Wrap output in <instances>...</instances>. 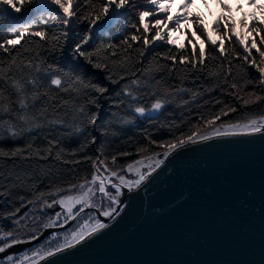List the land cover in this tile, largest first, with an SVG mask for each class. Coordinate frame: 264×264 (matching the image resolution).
I'll use <instances>...</instances> for the list:
<instances>
[{"label":"trees","instance_id":"trees-1","mask_svg":"<svg viewBox=\"0 0 264 264\" xmlns=\"http://www.w3.org/2000/svg\"><path fill=\"white\" fill-rule=\"evenodd\" d=\"M100 2L101 0H92L97 5ZM78 3L76 15L67 25L55 18L56 13L49 16L48 12H44L41 17L34 10L16 14L20 19L27 20L15 25V33L8 31L10 21L0 22V43L25 32L24 39L16 49H10L9 53L0 50V60L5 62L0 66L7 67L11 57L19 53L18 62L24 60L27 63L31 60L42 69L47 65H54L62 73L68 74L62 76L67 82L79 78L85 83L91 82L106 88L102 94L84 90L87 92L84 95L71 89L64 92L51 86L48 95L42 96L35 108L29 109V114L38 112L46 103L55 106V113L49 107L47 119L41 118L39 121L42 126L32 127L31 130H28L30 125L22 124L14 113H0V123L8 121L13 125L11 129L8 124L0 126V148L8 152L18 148L22 151V155L16 157H0V247L5 244L11 247L15 244L12 243L13 240L16 243L27 242L42 235L45 225L53 220L51 210L43 207L45 201L54 198L48 194L60 189L56 196L62 195L69 192L70 185L90 180L94 172L93 159H105V164L111 170L124 169L140 156L160 152L167 142L185 138L205 126L206 121L215 117L225 105L236 108V111L225 109L227 114L220 116L218 124L235 123L246 114H264V102L245 107L236 97L238 89L231 87L233 83L243 86L244 91L239 92L240 97L245 92L264 95L260 91L259 73L251 65V57L244 60L246 53L243 46L232 37L231 40L226 38L224 42L228 51L219 55L217 50L216 58L213 59L212 46L205 39L208 34L201 35L204 28L208 29L203 17H199L203 25L200 30L192 19L189 25L186 24V29L179 25V34L171 32L174 43L156 40L145 46L143 37L147 35L151 39L154 35V28L145 33L143 24L139 23V12L152 8L148 0H130L114 19L105 17V21L111 19V23L98 21L95 25L85 19L89 13L95 15L87 0H78ZM258 9L259 6L255 5L253 12L256 13ZM226 11L221 13L219 29L214 30L216 25L211 27L214 32L211 37L217 39L218 43L219 33L227 32L228 25L235 24L231 9L228 7ZM259 12L260 10L257 13ZM227 14L230 15L229 18ZM154 16L162 20H167L168 17L161 13H154ZM242 20L247 21L250 26L253 23V20L248 21L243 15L239 25ZM256 20L264 22V17ZM145 22L154 25L152 17H146ZM167 26L172 27L171 20H167ZM39 31L45 32L49 39L41 40L32 35ZM54 35L59 37L58 41L51 40ZM132 35H137L140 39L133 41ZM261 37H264V31L255 35L257 47L264 50L260 44ZM194 47L197 57L199 49H205L204 64H199L198 59L194 58ZM79 52L94 53L91 62ZM169 56L176 59H169ZM181 56H186L189 62L181 63ZM253 56L259 60L255 49ZM96 63H104L107 68H96ZM134 80L137 83L134 84ZM248 80L252 83L246 84ZM41 83L45 86L41 88L43 92L50 85V79H42ZM8 92L11 93L12 89L9 88ZM11 99L15 100V95ZM157 99L163 103L157 114L141 116L135 111L137 107L145 110L152 108ZM65 100L69 101L66 106L63 105ZM90 100H95V103H90ZM81 105L85 107L88 118L95 114L94 124L78 115L76 109ZM12 107L18 108V105L13 104ZM57 118L63 120V123H48ZM77 126L80 131H77ZM21 127L25 129L24 132L13 137L12 132L19 131ZM28 144L33 147L28 149ZM49 147L51 154L44 151ZM140 149L145 151H138ZM37 150H40L38 155ZM57 153H60L59 158ZM112 156L117 158L115 165L112 164ZM41 193L44 195L41 196ZM95 213L97 214L91 209L84 212L57 236H45L28 250L54 249L61 243L63 234L77 230ZM6 233L11 235L6 236ZM0 258V264H10L4 261L6 257Z\"/></svg>","mask_w":264,"mask_h":264},{"label":"water","instance_id":"water-1","mask_svg":"<svg viewBox=\"0 0 264 264\" xmlns=\"http://www.w3.org/2000/svg\"><path fill=\"white\" fill-rule=\"evenodd\" d=\"M103 220L91 238L28 264H264V134L176 150Z\"/></svg>","mask_w":264,"mask_h":264},{"label":"snow or ice","instance_id":"snow-or-ice-1","mask_svg":"<svg viewBox=\"0 0 264 264\" xmlns=\"http://www.w3.org/2000/svg\"><path fill=\"white\" fill-rule=\"evenodd\" d=\"M87 3L89 7L94 10L95 15L93 16L92 13H89L85 19H89L90 23L95 25L98 21H104L105 24L111 23L112 20L110 19L105 21V17H111L114 19L115 16H113V14L119 15V10L124 9L126 5L130 3V0H101L98 5L92 3V0H87ZM148 3L153 7L148 11L139 12V23L143 24L145 33H148L154 28V35L151 36V39L145 35L143 37V44L147 46L156 40H167L169 43H174V41L171 39L170 33L179 30L180 23L188 19L187 13H185L183 16L178 15L175 17H167L169 9L164 3V0H148ZM190 3L191 0H185V3L182 4L181 7L187 8ZM249 3L254 4L256 3V0H249ZM222 7H224L226 10L228 8L226 4L222 5ZM260 7L261 10L264 11V5H261ZM78 8V0H0V22L5 20L10 21L8 31L10 33H15L17 31L15 25L20 19L16 14L21 12L30 13L34 10L41 17L43 16L44 12H48L49 16H52L53 13H56L55 18L61 19L63 24L67 25L70 22V19L76 15V9ZM154 13H163L164 16L167 17V20H171L172 27H168L167 20H162L157 16H154ZM146 17H152L154 19V25L150 22L146 23ZM192 19L193 23L198 25V30L203 28L199 17H193ZM241 25L243 28L247 29V32L244 34H239L236 32V25L234 23L229 24L227 27V32L219 33V43L217 39H213L210 35H205L207 33L206 28L203 29L201 35H205V39L212 46L211 53L213 54V59L216 58L215 54H217V50L219 55H224L228 51V49L224 47L225 39L227 38L228 40H231L232 37H235L236 42L243 46V51L246 53V55L243 57L244 60L247 61L251 57V65L255 67L259 73V84L261 85L260 91L264 92V50H261V48L257 47V42L255 39V35H259L261 31H264V22L257 21L256 17L253 16V23L251 26L247 21L244 20L241 21ZM133 27H136V25H133ZM219 27V21H217L216 29L214 30H218ZM32 35L40 37L41 40L49 39L47 34L43 31L35 32ZM24 36L25 32H20L16 38L3 41V43H0V50H3L5 53H9L10 49H16L17 45L21 44ZM131 39L136 41L140 39V37L137 35H132ZM51 40L58 41L59 37L54 35L51 37ZM260 44L262 47H264V37H261ZM53 47H55V45H53ZM253 49L258 52L259 60L253 56ZM77 51H79V47L77 48ZM79 54L88 58L89 62H91V57L94 55V53L85 52H79ZM19 55L20 54L17 53L16 56H12L7 67L0 66V113H14L18 121H20L22 124L30 125L28 130H31L32 127L38 128L42 126L39 121L41 118L47 119L49 107H52L53 112L55 113V106L48 105L46 103L45 106L41 107L38 112H34L31 115L29 114V109L35 108L36 102L40 101L42 96L48 95V92L51 91V86H55L56 89L62 90L64 92H69L71 89L74 92L83 93L84 95H87V92L84 90H93L101 94L106 91V88L102 86L93 84L91 82L85 83L79 78L72 80L71 82H67L62 79V76H67L68 74L62 73L51 64L42 69L40 65H34L31 60H28L27 63H25L24 60H20L18 62L17 57ZM193 55L194 58L198 59L199 64L205 63L206 51L204 48L199 49L197 57L194 47ZM168 58L172 60L176 59L172 56H169ZM180 62L185 63L189 61L186 56H181ZM4 63L5 62L3 60H0V65H3ZM94 66L96 68H107V65L104 63H96ZM195 66L196 65H193V67ZM40 73H43L44 75L41 76L39 75ZM42 79H50V85L47 87V90L43 92L41 91V88L45 86L41 83ZM109 79H112V77L109 76ZM133 83L135 84L137 81L134 80ZM250 83H252L251 80L246 81V84ZM65 84H67V86H65ZM231 87L233 89H238L236 97L245 107L258 102H264V95H259L256 92H245L244 96L240 97L239 92L244 91L243 86H238L237 83H233ZM9 88L12 89L11 93L8 92ZM12 95H15V100L11 99ZM89 102L95 103V100H90ZM13 104L18 105V108H13ZM68 104L69 101H63L64 106ZM162 107L163 103L159 99H157L156 102L152 104L153 110H160ZM225 109H228V111L231 112L236 111V108H229L228 105H225L223 108H221L220 112L216 114L215 117L206 121V125L211 128L210 131H200L198 129L197 131L186 135L185 138H176L174 141L167 142L166 146H164L165 150L162 152V154L154 152L151 156H146L145 159L150 161V163H148L146 166V171H141V166L144 165L143 159L127 164V172L135 173L136 177H138L136 179H126L125 175L118 174L117 170H112L108 176L102 175L99 165H105V159H93L92 167L94 168V172L91 175V179L85 180L84 183L78 185H70L69 191L76 189V194L62 195L58 201L54 199L53 203H59L61 207L66 210L69 218H74L73 209L77 205H81L80 210L75 213V216H79L80 212H82L84 208L89 207L99 209V215L102 217L114 219L115 216L118 215L122 188H127L129 191H132L134 188H139L142 183L147 181L152 173L159 169L165 163V160L176 150L181 149L189 144L195 145L198 142L211 140L214 137L264 134V114L259 113L254 116H249L246 114L242 119L235 123H220L217 126L216 120H218L220 116L227 114ZM135 111L137 113L144 114L145 109L143 107H137ZM76 112L81 118L88 119V123H95V114L88 118V113L86 112L84 106L81 105L78 109H76ZM75 118L76 116H74V119ZM48 123H63V120L57 118L56 120L48 121ZM3 124H8L10 129L13 127V125H11L8 121H3L0 123V126H3ZM24 130L25 129L21 127L19 131H13L12 136H19L24 132ZM77 131H80L78 126ZM32 147V144H28L27 146L28 149H31ZM39 151L40 150H37V155L39 154ZM44 151L51 154L50 147ZM138 151L144 152L145 149H140ZM18 155H22V151L19 148L12 152H8L3 148H0V157H16ZM123 155H127V153H123ZM161 156L163 158H159ZM59 157L60 153H57V158ZM111 160L112 164L115 165L117 160L116 156H112ZM112 177H115L118 180V183L113 182L111 179ZM109 186L111 189L115 190L114 194L109 190ZM60 191V189H56L54 192H51L48 195L55 196L56 193ZM97 193H99L98 199L96 198ZM40 195L43 196L44 193H41ZM105 201H107V207H105ZM45 203H47V201H45ZM59 215L60 214L58 213L57 216ZM89 220L92 221L90 226ZM89 220H86L84 224L81 225L77 230L72 231L70 238L66 235L64 243L58 244L53 250L47 251L45 255L51 257L58 252L79 245L86 239L91 238L94 234H97L101 230L108 227L105 222L96 218L95 216L90 215ZM54 223L55 221H50L45 225V227H52ZM5 235L8 236L11 235V233H6ZM16 242L17 241L15 240L12 241V243ZM9 246L10 245L5 244L4 247H0V252H4L5 248ZM11 259L12 258L9 257V260ZM24 259H27V257H24ZM17 264H23V262L18 261Z\"/></svg>","mask_w":264,"mask_h":264},{"label":"rangeland","instance_id":"rangeland-1","mask_svg":"<svg viewBox=\"0 0 264 264\" xmlns=\"http://www.w3.org/2000/svg\"><path fill=\"white\" fill-rule=\"evenodd\" d=\"M226 2L228 3V5L230 6V8L232 10L230 12L231 13V17L235 19L234 21H235V25H236V32L239 33V34L240 33L244 34L245 32H247V29L242 30L243 29L241 27L242 25L241 24L239 25V22H240L241 18H243V15L248 16V21H252L253 20V16H255L256 18H259V19L261 17H264V11H262L261 7H260L261 5H264V0H256L255 4L259 6L258 11L260 10V12L257 13L258 12L257 11L256 14H250V11L252 9H254V5L250 4L248 0H238V1L237 0H226ZM239 3H242L243 6H241ZM189 6H191V5H189ZM193 10H194L195 16L203 17V19H205V21L207 22V24H208L207 34L210 35V36H214V32H213V29L211 27L216 25V22L219 21L220 19H222L221 17H219L221 15V13L224 14L225 12H227L225 10V8H223L221 6L218 7L217 4H213L210 7V10H209L208 5H205L204 2H202L200 0H197L196 4L194 5ZM227 15H228V18H229L230 15L229 14H227ZM226 21H228V19H226ZM183 26L186 29V25H182V27ZM173 33L179 34L180 30L174 31V32H172V34ZM160 110H153L152 108H150V109L145 110L144 114H140V113L139 114L141 116H151V115L157 114ZM216 125L217 126L219 125L217 123V120H216ZM199 130L200 131H210L211 128L208 127L207 125H205V126L200 127ZM164 150H165V147L163 146V149L160 152H156V153H161L162 154V152ZM151 155L152 154L142 155V156H140L137 159V160H141V159L144 160V165L141 166V171H146L147 170L146 166H147L148 163H150V161L145 159V157L146 156H151ZM159 158H163V157L161 156ZM99 167H100L101 172L104 173L106 176L110 175V172L112 170L110 169L109 165L107 166V164H105V165H101ZM106 167H107V170H106ZM118 174L125 175L126 179H136V178H138V177H136V175L134 173H128L127 172V168L119 170ZM111 179L115 183L118 182V180L115 177H112ZM109 190L114 194L115 190L111 189L110 186H109ZM76 192H77V190L74 189V190H71V191H69L67 193H64L62 195H65V194H73L74 195V194H76ZM62 195H57V196L55 195L54 198L49 199V201L47 200V203H45L43 205L44 208L48 207V209L51 210V212L53 213V220L52 221H55V223L53 224L52 227H46L45 231H47V234L45 236H48L50 234H52L53 236H57L60 232H62L63 229H66L67 227L71 226V224L73 222H75L76 220H78L79 217L84 214V212H87L90 209L94 210L95 212H97V214L95 213L92 216H95L96 218L102 220L103 222H105L103 219H106V220H110L111 219V218H105V217L100 216L99 215V209H97V208H89V207L84 208V210L82 212H80L79 216H75V213L80 210L81 205H77L73 209V217L74 218H69L68 217V213L66 212L65 209H63L61 207V205L59 203H55V204L53 203L54 199L56 201H58L61 198ZM98 197H99V193H97V197L96 198L98 199ZM120 199H121V197H120ZM105 207H107V201H105ZM58 213L60 214L59 216H57ZM87 220H89V218ZM84 222L81 225H83ZM91 223H92V221L89 220V226L91 225ZM70 234H71V232L63 234L62 238H61V243H64V239H65L66 235L70 238ZM51 250H53V249H51ZM46 252L47 251H42L41 249H35L33 251H29L28 248H25V249L19 248V249L14 250L12 253L8 254L7 256H5L6 258L5 257H3V258H5L4 261H6V262H8L10 264H17L18 261H22L23 264H28V263H30V262L38 259V258L46 256L45 255ZM34 253H39V254H34ZM9 257H11L12 259L9 260ZM24 257H27V259H24Z\"/></svg>","mask_w":264,"mask_h":264},{"label":"bare ground","instance_id":"bare-ground-1","mask_svg":"<svg viewBox=\"0 0 264 264\" xmlns=\"http://www.w3.org/2000/svg\"><path fill=\"white\" fill-rule=\"evenodd\" d=\"M101 171V170H100ZM102 175H105L104 173L101 172ZM106 176V175H105ZM118 183V182H117ZM126 190H128L127 188H122V194L123 192H125Z\"/></svg>","mask_w":264,"mask_h":264}]
</instances>
